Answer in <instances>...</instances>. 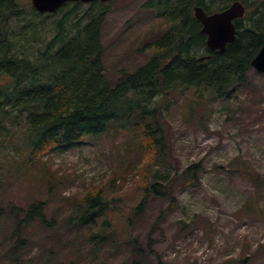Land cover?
<instances>
[{
    "label": "rangeland",
    "instance_id": "1",
    "mask_svg": "<svg viewBox=\"0 0 264 264\" xmlns=\"http://www.w3.org/2000/svg\"><path fill=\"white\" fill-rule=\"evenodd\" d=\"M146 2L116 0L107 14L105 59L115 77L146 62L150 52L141 47L167 29ZM158 105L167 167L202 163L199 185L178 180L174 194H153L150 152L118 125L36 164L28 162L29 149L6 156L7 140L0 145V264H9L10 208L27 209L34 200H46V219L56 226L34 222L24 230L30 243L20 249L23 264H128L134 255L143 264H264V73L252 67L234 100L191 88ZM10 140L23 144V132ZM97 191L107 200L106 216L86 228L68 223L70 197L79 202ZM105 218L106 229L99 226ZM85 229L108 237L91 243Z\"/></svg>",
    "mask_w": 264,
    "mask_h": 264
},
{
    "label": "trees",
    "instance_id": "2",
    "mask_svg": "<svg viewBox=\"0 0 264 264\" xmlns=\"http://www.w3.org/2000/svg\"><path fill=\"white\" fill-rule=\"evenodd\" d=\"M115 1L96 0L87 7L82 1L68 2L55 12L42 13L21 0H0V145L9 140L3 145L6 156L13 149H29L28 162L36 164L49 151H68L118 125L150 152L146 159L152 163L145 170L152 175L153 194H174L178 180L196 187L202 163L167 167L159 99L193 88L234 100L248 83L251 61L264 45V0H241L247 12L236 20L237 39L224 51L209 49L193 9L201 6L211 13L234 0H147L143 6L156 9L167 20V29L141 47L150 52L146 62L118 70L117 77L106 62L103 42L104 23ZM20 131L23 144H11ZM155 162L161 167L155 169ZM70 199L73 213L68 223L86 228L106 216L108 203L101 191L79 202ZM46 205V200H34L27 209L10 208L9 264H23L20 249L30 241L22 233L32 223L56 226L55 218L46 219ZM104 220L99 226L106 229L110 223ZM85 231L91 243L108 237L103 231ZM128 264L143 263L134 255Z\"/></svg>",
    "mask_w": 264,
    "mask_h": 264
},
{
    "label": "water",
    "instance_id": "3",
    "mask_svg": "<svg viewBox=\"0 0 264 264\" xmlns=\"http://www.w3.org/2000/svg\"><path fill=\"white\" fill-rule=\"evenodd\" d=\"M70 1L89 3L94 0H31V4L35 10L44 13L54 12ZM245 14L246 6L240 0H235L227 8L210 14L201 6L194 7L195 18L202 23L201 33L207 36V46L210 50L224 51L228 44L236 41L237 26L235 20L243 18ZM251 65L259 72L264 73V45L252 59Z\"/></svg>",
    "mask_w": 264,
    "mask_h": 264
}]
</instances>
